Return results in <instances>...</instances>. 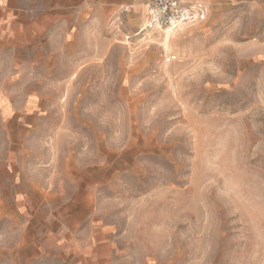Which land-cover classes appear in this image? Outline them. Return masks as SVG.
Wrapping results in <instances>:
<instances>
[{
	"label": "rangeland",
	"instance_id": "rangeland-1",
	"mask_svg": "<svg viewBox=\"0 0 264 264\" xmlns=\"http://www.w3.org/2000/svg\"><path fill=\"white\" fill-rule=\"evenodd\" d=\"M63 1L0 28V264H264V0Z\"/></svg>",
	"mask_w": 264,
	"mask_h": 264
},
{
	"label": "built area",
	"instance_id": "built-area-1",
	"mask_svg": "<svg viewBox=\"0 0 264 264\" xmlns=\"http://www.w3.org/2000/svg\"><path fill=\"white\" fill-rule=\"evenodd\" d=\"M135 8V5H129L124 8V12H131ZM147 10L146 27L164 32H173L184 25L204 22L210 14L209 5L203 1L149 0Z\"/></svg>",
	"mask_w": 264,
	"mask_h": 264
},
{
	"label": "crops",
	"instance_id": "crops-1",
	"mask_svg": "<svg viewBox=\"0 0 264 264\" xmlns=\"http://www.w3.org/2000/svg\"><path fill=\"white\" fill-rule=\"evenodd\" d=\"M16 1L19 0H0V28L2 25L9 23L11 20V17L15 16V8L19 7L16 4ZM84 0H81L83 2ZM87 1V0H86ZM98 2L100 6L106 7V8H114L119 7L123 5H135L139 2H146L148 0H95ZM58 7H65L66 1L64 0L62 3H58ZM14 13V15H12ZM145 14H146V22L148 19V10L147 5H145Z\"/></svg>",
	"mask_w": 264,
	"mask_h": 264
},
{
	"label": "bare ground",
	"instance_id": "bare-ground-1",
	"mask_svg": "<svg viewBox=\"0 0 264 264\" xmlns=\"http://www.w3.org/2000/svg\"><path fill=\"white\" fill-rule=\"evenodd\" d=\"M169 32H171V31H169Z\"/></svg>",
	"mask_w": 264,
	"mask_h": 264
}]
</instances>
